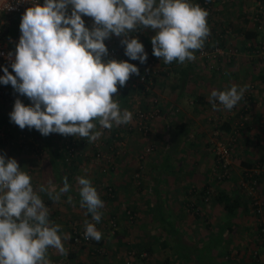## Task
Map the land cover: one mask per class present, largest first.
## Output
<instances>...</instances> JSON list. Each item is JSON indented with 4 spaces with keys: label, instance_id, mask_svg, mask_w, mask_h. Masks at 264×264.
I'll use <instances>...</instances> for the list:
<instances>
[{
    "label": "crops",
    "instance_id": "1",
    "mask_svg": "<svg viewBox=\"0 0 264 264\" xmlns=\"http://www.w3.org/2000/svg\"><path fill=\"white\" fill-rule=\"evenodd\" d=\"M219 4L216 2L218 8L222 7ZM143 32L151 39L150 30ZM169 67L172 69L170 87L164 85V91L163 86L153 91L158 97L157 105L162 106V114L157 121L149 123V136H139L136 130L126 129L131 133H126L128 137L121 139V145L109 141L98 144V140L89 143L87 139L56 133L45 137L35 129L0 126L6 134L0 140V155L15 158L22 171L32 177L34 188L47 187L51 180L59 190L65 177L71 186L59 203L40 193L49 208V219L62 226L59 234L68 253L64 256L50 248L48 258L52 264H156L165 258H169V264H256L253 258L256 254L260 264H264V240L258 239L251 228L245 231L250 227L246 221H251V204L237 190L236 180H216L212 153L214 129L226 134L234 131V124L241 119L242 126L236 129L239 148L244 137L248 148L261 147L264 111L251 112L249 108L246 112L234 108L229 111L220 105L221 110L210 111V93L224 91L229 76L218 78L205 74L201 78L196 76L194 66L176 69L170 64ZM227 71L232 75L231 83L234 77L239 81L240 66L228 67ZM257 79L260 80L258 76ZM117 87L114 98L121 110L128 109L132 101L140 102L133 95L135 90H128L123 97L125 91ZM168 92L171 93L168 95ZM14 103L13 100L0 102V114L10 116ZM22 103L31 106L29 100ZM242 115L246 116L241 118ZM135 121L133 114L130 129ZM223 122L228 126H221ZM167 128L169 142L163 137ZM11 135L13 139L7 142ZM23 137L27 144L21 146L19 139ZM152 142L157 150L153 151L154 155L146 154L145 148ZM237 158V164L240 161L248 166ZM78 176L91 180L105 204L103 208L107 211L99 223L92 220L91 214H86V208L80 207ZM204 189L205 196L201 192ZM68 196H72L75 206L67 202ZM170 197L172 219L167 216L171 210ZM227 199L234 204L233 213L226 211L220 202ZM193 206L198 209V215ZM126 209L133 211L131 218ZM85 220L96 224L102 239L88 245L74 244L70 238L72 229L82 228ZM111 220L115 227H111ZM133 237L138 238L134 241ZM98 247L100 253L95 249ZM204 256H209L208 263Z\"/></svg>",
    "mask_w": 264,
    "mask_h": 264
},
{
    "label": "clouds",
    "instance_id": "2",
    "mask_svg": "<svg viewBox=\"0 0 264 264\" xmlns=\"http://www.w3.org/2000/svg\"><path fill=\"white\" fill-rule=\"evenodd\" d=\"M24 0H18L22 3ZM70 9V14H69ZM209 13L190 0H44L32 3L21 18L19 43L11 68H3L0 84L11 85L26 96L31 106L17 99L10 121L21 130L35 129L43 136L56 133L97 141L114 126L128 125L133 113L121 110L114 98L118 85L126 86L139 68L127 61L103 58L109 50L105 41L121 37L125 55L144 64L148 55L134 32L151 30L153 55L164 64H184L197 59L210 35ZM92 18L91 29L85 26ZM13 56L8 53V58ZM248 85H232L224 91L213 90L209 102L231 111L243 98ZM80 207L99 223L104 202L90 179L77 177ZM71 190L67 177L57 190L48 186L34 188L32 177L15 158L0 155V264H52L50 248L67 256L59 234L62 226L49 219V208L40 193L53 203ZM67 202L74 205L72 196ZM85 239L99 242L102 233L96 224L84 221ZM67 239V235L64 236Z\"/></svg>",
    "mask_w": 264,
    "mask_h": 264
},
{
    "label": "rangeland",
    "instance_id": "3",
    "mask_svg": "<svg viewBox=\"0 0 264 264\" xmlns=\"http://www.w3.org/2000/svg\"><path fill=\"white\" fill-rule=\"evenodd\" d=\"M190 2L193 4H199L203 9L208 11L209 15L207 17V23L210 28V35L206 39L207 44L204 45V48L200 51L195 52V55L197 57L195 61H191V62L186 61L184 64L176 63L177 65L172 64V66H175L176 69L194 66L197 70L196 76H200L201 78H203V76L205 78V74L213 75L218 78L222 75L224 77L229 76L224 90L230 88L232 85H237L239 87L248 85L249 87L248 90L245 92L244 98L234 107V110L239 109V111L242 110V112H246V110L249 108L250 111L252 110L251 112H253L255 109L258 110V112L264 111V84L262 81L257 79L258 74L260 73L264 74V3L261 2V0H204V2H199V3H194V0H190ZM216 2H219L220 3L219 5L222 4L221 5L222 7L218 8ZM238 4H240V8H238ZM259 14L262 15L261 18L258 16ZM253 28L258 30L263 29V31H261V35H258L256 40L246 39L245 31ZM149 34L151 37L155 35V33L151 30ZM149 41L151 42V39ZM143 44L144 46L146 45L145 43ZM150 47L153 48L152 44ZM169 66L170 64H164L163 60L158 59L156 74L155 75H151V73L149 74L152 80V84H151V89L148 91L147 94H143L142 92H139L137 87H131V85L128 84L127 82L125 87H131L133 90H135V92L132 91L133 95L138 96V100H140V102L136 103L135 101H132L130 104H128L130 106L128 107V109L130 110L133 109L132 113L134 114L136 120L138 118L137 116L138 110L151 109L154 106V104L157 105L158 97L156 95H153L154 90H157V88L159 90V88H162V86L164 88L166 85L170 87L169 84L171 85L172 82V73H171L172 69ZM232 66H240L241 68V73H240L241 75L239 77V81H237V77H234L232 79L234 83H231L229 81L230 78H232L231 77L232 75H229L227 73L228 72L227 68ZM164 90L165 88L163 89V91ZM170 93L171 92H168V95ZM167 97L169 98V96ZM157 106H159V104ZM209 108L210 109L208 110L214 111L211 103ZM251 112L248 111V113ZM161 114H162V110H161ZM245 116L246 115H242L241 118H244ZM157 119H159V117ZM157 119H154L152 121H157ZM162 120L164 121V119ZM220 121L221 120H219L218 123ZM150 122L151 121L147 123L148 125L146 131L140 130L138 128V124L136 121L132 129L129 128V126H131L130 123L128 125H123L124 129L121 126L119 127L114 126L111 131L107 129H100L99 125L97 124V130L103 132V135L98 139V144H102L105 141H109L111 144L113 143L115 145H121V143L123 142L121 139L128 137V134L126 133L129 134L131 133L128 132L126 129L133 131L136 130L139 136H149L151 132L149 127ZM240 126H242V119L236 121V123L234 124V129H233L234 131H232L233 133L229 131L225 134L220 132L219 130L215 131L214 129L215 133L212 135L214 139V144L212 147L214 162L216 163V157H215L216 143L218 142L231 143V147L233 151L230 167L227 168L226 171H224L221 168H218L214 165L215 174L217 176L216 180H218L219 182L232 180V179L236 180L237 190H240L239 192L241 193V189H242V191L244 192V196L247 198L249 204H253V200H251L252 199L251 196L247 193V189L245 187L244 189L241 187L242 182H245V184H247L248 189H251L252 186L257 196L261 198L260 201L263 204L261 208V212L258 214L256 213L257 214L256 215L251 208L250 209L252 212V215L250 216L251 221H246L250 224V227L245 228V231L249 232L250 231L249 229L251 228L255 231L254 233H256L257 229H255V227L259 223H262V225L264 226V139L260 143L261 147L253 146V148H248L249 143L247 142V140H245L244 137V139L242 140L243 142L242 148H239V145L241 143L238 140L239 135L236 129H239ZM114 132L115 135L117 134L120 135L119 133L122 132L121 133L122 138L119 139L115 137L112 140H110V134ZM169 132L170 130H168L167 128L163 136L165 137L164 139L167 142H169L168 140ZM253 136L254 135H252V140H254ZM262 137L264 138V135H262ZM7 139L8 142L13 138L9 137ZM19 142L21 143V146L27 144V140L25 139V137L20 138ZM244 144H246L247 148H245ZM150 146H153V150L149 152L147 151L145 152L146 154L152 153V155H154L155 153H153V151L155 152V150H157L156 144L152 142L150 145L146 146L145 150ZM162 152L163 150L160 151V154ZM236 158L242 160L243 162L249 163L250 165L244 166L240 163V161L237 164ZM170 170L172 171L171 168ZM246 172H252L253 174H256V177H251L250 178L251 181H246L245 179H243V175ZM168 200H170L168 204L171 210H169L170 212L168 213L167 216L168 218L170 217L172 219V198L170 197ZM193 209L195 212L196 210H198L195 206H193ZM106 211L107 209L105 208L100 209L102 215H104L103 213ZM190 211L191 209H189L188 212ZM150 233H154V232H150ZM137 238L138 237H133L134 241L135 239L137 240ZM204 257H205L204 260L205 263H208L207 259L209 258V256L208 257L204 256Z\"/></svg>",
    "mask_w": 264,
    "mask_h": 264
},
{
    "label": "built area",
    "instance_id": "4",
    "mask_svg": "<svg viewBox=\"0 0 264 264\" xmlns=\"http://www.w3.org/2000/svg\"><path fill=\"white\" fill-rule=\"evenodd\" d=\"M37 2L42 4L44 0H24V2L22 3H18V0H0V76L4 75V67H7L9 72L15 75L14 71L11 68V62L15 59V48L19 43V39L21 36V18L26 9L31 7L32 3L34 4ZM82 18L85 20V26L91 29L93 24L92 18H89L87 16H84ZM132 35L138 36L139 33L134 32L132 33ZM121 39V37L112 36L111 39L105 41V44L109 50V54L103 59L105 61L115 59L117 61H127L129 63L135 64L139 68L140 75L133 74L129 79L128 84L134 87L138 86V84H141L144 91H149L152 84V80L149 74H156L158 59L154 57L150 51H146L148 55V60L146 63L141 64L138 60H131L125 55V46H122ZM9 52L13 53V56L11 58H8ZM117 56H120L122 58L118 59L116 58ZM17 99L21 100V102L29 100V98H27L26 96H21L19 93L15 92L10 84H0V102H9L12 100L15 102ZM137 116L138 128L142 131H146L147 123L161 116V109L159 106L154 104L151 109L138 110ZM4 137V132L0 130V140ZM228 144L218 142L215 145V153L222 162L223 166L231 162ZM152 150L153 146H150L146 149L147 152ZM99 155L100 154L98 152V157ZM241 184L247 189V193L252 196L251 198L253 200V204L258 206V213H260L263 205L260 201L261 198L257 196L252 186L251 189H248L245 182H242ZM127 215H129L130 218L133 216L129 210L127 212ZM110 225L115 226L113 220L110 221ZM70 238L74 244L88 245L93 241L92 239H85V226H83L82 228H73ZM95 249L97 252H101L100 247Z\"/></svg>",
    "mask_w": 264,
    "mask_h": 264
},
{
    "label": "trees",
    "instance_id": "5",
    "mask_svg": "<svg viewBox=\"0 0 264 264\" xmlns=\"http://www.w3.org/2000/svg\"><path fill=\"white\" fill-rule=\"evenodd\" d=\"M199 2H204V0H194V3H199ZM261 2H263L264 3V0H261ZM240 8V7H239ZM260 18L262 17V15L261 14H259L258 15ZM235 29V28H234ZM261 31H263V29H260V30H258V29H255V28H253V29H250V30H247V31H245V35H246V39H253V40H256L257 39V37H258V35H261ZM138 37H139V40H140V42L143 44V43H145L146 45V47H145V51H150L151 52V54L153 55V48H151L150 46H151V42H149L148 43V41L150 40L149 39V37L147 36V35H145L144 34V32L143 31H141V32H139V35H138ZM258 42H260V41H258ZM207 44V42L205 41V45ZM144 45V44H143ZM154 56V55H153ZM155 57V56H154ZM157 58V57H156ZM157 59H159V58H157ZM162 60V59H161ZM176 63H178L179 64V62H176V61H174L173 63H171V64H176ZM183 71V73H185V71L184 70H182ZM258 78L263 82V84H264V74L263 73H260V74H258ZM120 87V86H119ZM131 87H134V86H131ZM131 87H121L120 89L122 90V91H125V92H123V94H122V96L123 97H125V95H126V93H127V91H128V89H130V90H132V88ZM137 87V89L139 90V92H142L143 94H147L148 93V91H144L143 90V86L141 85V84H138V86H136ZM2 125H12V126H14L15 128H19L17 125H15L14 123H12L11 121H10V116H8V115H6V114H0V126H2ZM221 126H228V124L227 123H225V125H224V122L222 123V125ZM217 129V128H216ZM215 129V130H216ZM231 133H233L232 131H231ZM120 135H115V132L114 133H112L111 134V136H110V140H112L113 138H115V137H117V138H122V135H121V133H119ZM235 135V134H234ZM8 137H12V135L11 136H8ZM38 138H39V135H38ZM225 144H228V143H225ZM228 148H229V152H230V160L232 159V156H233V151H232V147H231V143H229L228 144ZM215 157H216V163H217V165H216V163H215V166L216 167H218V168H221L222 170H224V171H226V169L227 168H229L230 167V163L229 164H226L225 166H223V164H222V162L220 161V159L218 158V156L216 155V153H215ZM248 164V166L250 165L249 163H247ZM251 177H256V174H253L252 172H246V173H244V175H243V179H245L246 181H251ZM240 187V186H239ZM239 187H238V189H239ZM241 187L244 189V186L241 184ZM241 189V188H240ZM113 191V190H112ZM238 191H240V190H238ZM202 192V195L203 196H205V195H207V190L206 189H204V190H202L201 191ZM241 193L243 194L244 192L242 191V189H241ZM252 197V196H251ZM230 199H227V200H220V202H222V203H224V207L226 208V211H228V212H230V213H233V209H234V204L232 203V202H230L229 201ZM252 200V199H251ZM224 201V202H223ZM236 201H238V200H236ZM250 205V204H249ZM249 205H247V206H249ZM250 208H252V211H254L255 212V214L257 213L258 214V206L257 205H254V204H251V207ZM128 211H127V209H126V213H127ZM130 212H131V214L133 213V211L132 210H130ZM195 213V215H198V212H194ZM256 214V215H257ZM163 216V215H162ZM199 217V216H198ZM163 218L165 219V216H163ZM114 224H115V222H114ZM115 226H116V224H115ZM115 226H112L111 225V227H115ZM172 227V226H171ZM255 229H257L256 231V235H257V238L258 239H260V240H264V226L262 225V223H259L256 227H255ZM116 232V231H115ZM171 233H172V231H171ZM253 258H254V263H256V264H260V262H259V259H258V255L256 254V256L254 255L253 256ZM156 264H169V258H165L164 259V261H159V262H157Z\"/></svg>",
    "mask_w": 264,
    "mask_h": 264
}]
</instances>
